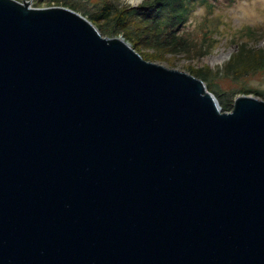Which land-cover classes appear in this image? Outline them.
<instances>
[{
    "label": "water",
    "instance_id": "1",
    "mask_svg": "<svg viewBox=\"0 0 264 264\" xmlns=\"http://www.w3.org/2000/svg\"><path fill=\"white\" fill-rule=\"evenodd\" d=\"M0 264H264V97L0 0Z\"/></svg>",
    "mask_w": 264,
    "mask_h": 264
},
{
    "label": "trees",
    "instance_id": "2",
    "mask_svg": "<svg viewBox=\"0 0 264 264\" xmlns=\"http://www.w3.org/2000/svg\"><path fill=\"white\" fill-rule=\"evenodd\" d=\"M235 1L237 0H142L138 4H131L124 0H99L98 7L92 11L85 9L76 0H36L35 3L37 6H70L88 16L103 33L123 34L145 58L168 60V54L198 56L210 51L219 41L217 34L223 32L226 24L223 14L219 12V4ZM200 7L205 11L201 17L196 13ZM199 31L202 33L201 38L196 36ZM259 32L264 33L261 27L249 24L233 31L231 35L238 46L222 68L217 66V70H214L209 65L189 68L206 81L224 110L231 109L233 105L226 99H221L227 92L215 87L212 82L213 72L239 80L249 73L264 70V46L254 47L249 43V39ZM241 92H253L264 97L259 89L251 87H243ZM230 100H233L232 96Z\"/></svg>",
    "mask_w": 264,
    "mask_h": 264
},
{
    "label": "rangeland",
    "instance_id": "3",
    "mask_svg": "<svg viewBox=\"0 0 264 264\" xmlns=\"http://www.w3.org/2000/svg\"><path fill=\"white\" fill-rule=\"evenodd\" d=\"M28 1L31 2L32 5L37 6L35 3L36 0ZM76 1L80 2L83 7L89 11L97 8L99 3V0ZM124 1L127 3L136 4L130 0ZM141 1L142 0L139 2ZM219 12L223 14L222 16L225 19L226 24L224 25L225 28L223 29V32L217 34L219 41L211 48L210 51L198 56L186 55L184 53H179L177 55L168 54V60H155H158L169 66H175L185 70H189L190 66L202 67L205 65H209L214 70H217V66L218 68H222L223 64L230 57L231 53L237 49L238 43L231 35L233 31H236V29L244 26L245 24L259 26L261 27L262 31H264V0H237L230 4H219ZM196 13L201 17L205 13L204 8H198ZM191 27L192 25H190V29ZM196 34V36L201 38V31L196 32ZM243 38L245 39L246 36ZM249 43L254 45V47L264 46V33L259 32L257 35L249 39ZM212 82L220 91L227 92V94H223V96H221V99H226L232 103V105L234 104L235 97L240 93H244L241 92L243 87L259 89L264 95V70L249 73L239 80L228 78L219 72H213ZM231 91H233L232 95L228 96V93ZM251 93L255 94L253 92ZM231 96L233 100H230Z\"/></svg>",
    "mask_w": 264,
    "mask_h": 264
},
{
    "label": "bare ground",
    "instance_id": "4",
    "mask_svg": "<svg viewBox=\"0 0 264 264\" xmlns=\"http://www.w3.org/2000/svg\"><path fill=\"white\" fill-rule=\"evenodd\" d=\"M130 1L133 2V3H137L136 0H130ZM139 1H140V0H139Z\"/></svg>",
    "mask_w": 264,
    "mask_h": 264
},
{
    "label": "clouds",
    "instance_id": "5",
    "mask_svg": "<svg viewBox=\"0 0 264 264\" xmlns=\"http://www.w3.org/2000/svg\"><path fill=\"white\" fill-rule=\"evenodd\" d=\"M136 2L138 3V2H139V0H136Z\"/></svg>",
    "mask_w": 264,
    "mask_h": 264
}]
</instances>
